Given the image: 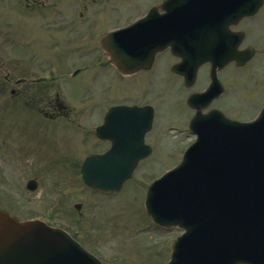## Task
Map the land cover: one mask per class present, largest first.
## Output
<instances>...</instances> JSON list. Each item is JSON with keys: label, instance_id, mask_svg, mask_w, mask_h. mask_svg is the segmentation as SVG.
<instances>
[{"label": "rangeland", "instance_id": "rangeland-1", "mask_svg": "<svg viewBox=\"0 0 264 264\" xmlns=\"http://www.w3.org/2000/svg\"><path fill=\"white\" fill-rule=\"evenodd\" d=\"M13 1L17 2L18 0ZM19 1L24 6H29L28 11L39 13L25 14L8 10L5 15L0 16L16 21L17 25L25 31L29 30L28 35L32 38L30 47L36 44L31 53L35 64L36 60L39 64L49 60L59 68H63L81 62V58L78 57V52L72 49H62L58 52L51 51L48 45L53 41L64 43L65 37L54 32L44 35L43 23L45 19L43 17L48 18L46 22L50 20L51 26L54 23V25L59 24V26L65 27L69 20L77 16L79 12L96 11L90 13L94 16L91 21H81L75 24L80 30L85 31L91 28L98 29L105 23L108 26L109 24H122L133 17L136 11L139 14L145 13L150 8L151 2L155 0ZM105 8L106 10L103 12H97ZM56 11L60 13L56 14ZM46 22L45 25L47 26ZM241 27H245L248 30V39L243 44V47L253 46L256 55L246 67L236 71L232 70V76L227 79V82L229 85H235V94L237 95L231 96L227 103H232L234 108L237 107L238 110L234 113L235 116L248 118L254 114L256 105L264 101V9L260 12L257 19L242 23ZM30 30L36 33H32ZM16 40V38H12L11 47H14L16 43L18 44ZM80 50L85 57L94 56V53H97V51L91 52L93 50L91 46ZM2 55L3 53H0V56ZM34 55H36V58ZM18 57L19 54L12 51V61L16 59L15 61L18 62V59H20ZM102 60L104 59L102 58ZM28 63L30 64V62ZM29 66L32 67L31 64ZM97 66L100 68L99 65ZM105 66H107V76H104L99 84L94 85L93 92L102 94L106 90L110 91L108 93L105 92L106 94L101 96L97 94L99 97L97 103L88 108L91 113V117L89 116L90 121L96 118L99 108L104 109L105 105L109 106L112 102L123 103L131 98H134L136 102H144L145 100H150L152 95H154L152 93H157L155 90L153 92L150 86L147 85L148 80L151 79L149 75L140 73L136 76L117 79L114 69L108 64ZM12 67L20 70V67L15 62L12 63ZM21 68L27 71L22 74L35 75L38 72V70L34 71L25 67L24 64ZM160 70L161 68H159L158 72ZM19 72L16 71L14 75L20 74ZM162 73H158L160 75L156 76L151 75L152 78L155 76L154 84L166 91H179L177 80L172 77L164 78ZM37 76L40 77L41 73ZM41 77L48 78L49 75L42 74ZM50 81L47 79L36 86L30 84L19 86L17 89L21 93L15 96L11 94L12 88L15 87L12 84L9 85L11 90H0V97L9 100L13 109L11 113L0 111V206H5L17 217L24 218L28 216L26 214L31 215L32 211H41L45 203H49L58 197L56 188L67 187V189L73 191V195L69 197L68 208L62 207V215L58 212L59 216L57 217L61 218V221L65 219L75 221L78 219L82 227L85 228V233H83L85 236L84 242L99 254L112 259L118 257L116 261L118 264H125L131 258V255L133 256L132 259L135 258L134 263L136 264H157L156 260H168L169 253L162 250L163 242L166 237H173L175 235L174 232L165 233L157 228L155 230L151 228L149 232L142 235V233L136 234L134 231L138 226L147 223V216L145 217L146 213H144L145 191L142 187H130L128 189L127 193L131 199L124 194L118 196L117 201L100 200L99 198L89 197L87 191L83 189H75L76 185L79 187L76 177L73 179L64 177L66 173L62 171V165L68 164L73 169V172L76 173L77 167L84 157L74 160L76 161L74 162L75 168L73 162L71 164L64 159L65 157H70L73 160L74 156L71 155L69 150L74 153L80 152V149L77 148L80 146L79 142L82 133L78 130L81 126H85L87 120H89V118L87 120L84 118L88 115L87 107H72L70 104L75 105L77 101H80V97L87 89L86 86H90L93 80L90 74L84 73L82 79L76 84L71 80L64 84L62 82L57 84L56 82L52 86L53 84L51 85ZM0 82L2 83V80ZM256 82L260 83L259 86L255 85ZM262 87L263 90L261 89ZM144 88L148 89V91L143 92ZM175 97L176 95L166 101L165 105L164 102L160 104L159 122L161 124L167 121H179L182 118L183 115L179 113L183 112L184 106L178 101L175 102ZM102 99L106 102L102 101L100 103ZM58 102L61 104L60 108H58ZM22 104L28 107L49 109L56 116L55 118L43 116L45 119ZM242 105L244 108H239ZM63 106L68 108L62 111L61 108ZM60 112H63V114H60ZM14 113H19L20 116ZM17 117H19L18 120ZM160 132L159 126H156L155 132H151L148 140H152L155 137L153 133ZM172 133L174 137H178V140L180 139L177 132ZM182 137V144L185 146L189 143L190 137L187 134L182 135ZM167 138L171 139L170 135ZM88 140L91 141L92 139L89 138ZM167 142L166 140L165 144ZM165 144L162 146L164 150H167L168 147L171 148L170 145ZM159 151L157 150L158 153ZM181 152H173L171 154L170 157H172L173 161L164 159L162 155L157 153L155 157L153 156L152 159L144 163L150 165L151 174L157 176L163 170L176 163L178 159H174V156L177 154L176 157H178V153L181 154ZM158 157L159 160H157L156 164H152L155 163ZM34 177H38L39 189L36 192H29L26 190V182ZM132 195L134 196L133 200ZM78 204L80 205L79 208L77 207ZM153 243L155 245L151 246L150 260L143 262L144 259L142 260L140 253L145 252L147 247H139V244L151 245ZM126 252L131 255L124 256Z\"/></svg>", "mask_w": 264, "mask_h": 264}, {"label": "water", "instance_id": "water-1", "mask_svg": "<svg viewBox=\"0 0 264 264\" xmlns=\"http://www.w3.org/2000/svg\"><path fill=\"white\" fill-rule=\"evenodd\" d=\"M261 2L262 0H258V4H261ZM257 6L258 5L253 4L250 12H253L254 14L258 10ZM237 20H233V22H236ZM107 49L113 58V62L122 69L133 71L139 68V63L127 58L122 51L116 47L114 42L109 41ZM158 49L159 48L156 50ZM209 59L212 58L208 57L207 60ZM127 67L129 69H127ZM210 145V140L207 142H200L197 150L188 153L186 162L168 176L167 180L162 185L165 186L167 183L162 192L163 194L159 198L158 204H155L158 214H161L162 212L164 206L162 203L175 202L184 209L190 204V202H193L201 204V216L198 218L197 222H204L206 220V217L212 209V204L216 202L214 197L218 191L217 186H214L215 181L212 173L213 170L211 166H206L211 154L214 153L211 150ZM95 163H98V160H96ZM95 166V164H92L90 168ZM130 169H132V166H130ZM204 183H206L208 187L206 192L202 187ZM176 208L178 209L180 207ZM170 210L174 211L176 209L170 208ZM182 212L185 213V210ZM222 228L223 227L221 226L220 228L215 229L214 235ZM36 229L37 228L30 227L29 224H19L10 219L5 213L0 212V264H54L51 260L56 257L67 255L75 250V247L71 244V240L64 233L44 228L42 226L39 232H37ZM188 231L190 232L189 228ZM249 233V230H234L230 240L238 243L236 238L241 237L243 238L242 244H237L235 246L231 245L230 248L227 247L226 249H221L215 241H213L207 248V233H202L200 234L201 245L199 250L202 251L201 254L203 257L205 259H210V261L213 260L212 255H216L219 258H225L223 262L229 257L238 259L237 256L239 255L240 262L257 259L261 263L264 260V249L262 250L263 252H261L259 248L264 245H262L261 242H247L245 237ZM190 234L193 236L192 231ZM240 255L246 259H241L242 256ZM91 262L92 264H96L92 260Z\"/></svg>", "mask_w": 264, "mask_h": 264}]
</instances>
